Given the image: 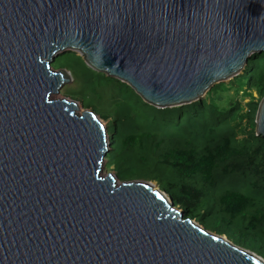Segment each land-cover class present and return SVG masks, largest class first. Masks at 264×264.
Segmentation results:
<instances>
[{
	"label": "water",
	"instance_id": "1",
	"mask_svg": "<svg viewBox=\"0 0 264 264\" xmlns=\"http://www.w3.org/2000/svg\"><path fill=\"white\" fill-rule=\"evenodd\" d=\"M75 53L171 108L264 52V0H0V264H264L205 230L151 182L101 174L102 120L53 99ZM264 136V97L255 116Z\"/></svg>",
	"mask_w": 264,
	"mask_h": 264
},
{
	"label": "trees",
	"instance_id": "2",
	"mask_svg": "<svg viewBox=\"0 0 264 264\" xmlns=\"http://www.w3.org/2000/svg\"><path fill=\"white\" fill-rule=\"evenodd\" d=\"M63 55V65L70 57L74 65L66 96L108 121L105 162L116 179L156 182L184 219L264 260V136H256L254 122L264 97V52L251 55L236 79L259 96L246 112L238 102L218 104L223 83L201 100L156 108L75 53Z\"/></svg>",
	"mask_w": 264,
	"mask_h": 264
},
{
	"label": "rangeland",
	"instance_id": "3",
	"mask_svg": "<svg viewBox=\"0 0 264 264\" xmlns=\"http://www.w3.org/2000/svg\"><path fill=\"white\" fill-rule=\"evenodd\" d=\"M64 56V55H60L58 56L55 61L51 64V68L53 70H60V69H64L66 71L69 72L70 74V77L71 76V73L70 71H73L74 69V65H73V62H72V58L70 57L68 59V64H62L60 62V58ZM78 56V55H77ZM81 59V57H80ZM82 60V59H81ZM83 61V60H82ZM242 72V71H241ZM241 72H238V74L232 78H230L229 80L223 82V86L224 88L218 92L217 94V97H220L221 100L218 101V104L220 106H227L229 105L230 103H235V102H238L239 103V107L242 108V112H246L247 111V107L245 106L246 103L249 101L250 98H253L255 101L259 100V96L257 94V91L255 89H251L249 92L246 91V88L244 86H241L239 84L238 81H236V79L238 78V76L241 74ZM72 85V82L68 85V86H71ZM68 86L64 87L61 91H60V94L57 95V96H54L53 99H56V100H60V99H64V98H67L68 100L70 99L69 97L66 96L65 94V88H67ZM212 89V88H211ZM210 89V90H211ZM210 90L204 95V97H206L208 95V93L210 92ZM245 93H249V95H246ZM250 96V97H248ZM203 97V98H204ZM78 103V106H79V112L82 111V108L85 109L81 102L77 101ZM82 107V108H81ZM107 122L108 121H103L102 120V123L106 126L107 125ZM243 123H245V120L243 121ZM107 173H111V174H114L113 171H111V168H107L106 167V162L104 161V165L102 166V170H101V174L102 175H105ZM153 185L157 186L156 182H151ZM212 233V232H211Z\"/></svg>",
	"mask_w": 264,
	"mask_h": 264
}]
</instances>
